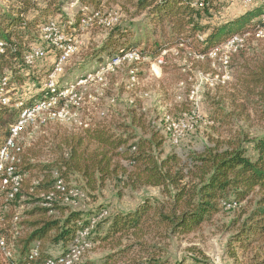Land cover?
Segmentation results:
<instances>
[{
  "label": "rangeland",
  "instance_id": "1",
  "mask_svg": "<svg viewBox=\"0 0 264 264\" xmlns=\"http://www.w3.org/2000/svg\"><path fill=\"white\" fill-rule=\"evenodd\" d=\"M10 1L0 0V4L9 5ZM124 2L102 0L96 6L88 3L83 5L80 0H68L58 11L52 10L41 18V23L48 19L61 21L65 26L64 33L73 35L78 41L75 52L64 63L63 71L55 77L59 89H71L72 94L80 97V100L75 105L66 103L69 111L67 119H54L44 112L22 129L19 141L23 154H27L29 149L40 155L38 160L31 159V162L48 163L59 158L62 151L58 145L63 137L78 135L81 133L80 128L96 122L119 123L116 129L119 134L154 138L160 143L161 156L176 153L183 159L191 153L218 146V142L225 146L226 141H239L243 136L249 140L264 135V92L254 83L253 75V72L264 66V35L252 37L244 47L230 56L227 69L229 78L224 82L221 79L224 69L217 59H198L186 45L164 50L158 55H161L160 64L158 56L150 60L146 54L145 59L139 56L138 60L107 66L110 49L101 50L114 31L119 32L112 35V39L116 41L115 37H118L120 41L112 49L121 43H131L138 45L136 49L141 53L146 44L147 49H150L153 41L164 39L160 30L154 34L155 28L147 13L136 10L132 3ZM38 4L42 5L41 0H38ZM215 5L210 21L213 25L234 19L252 6L243 5L241 0H217ZM83 7L88 10L82 11ZM94 9H100L104 15L117 14L118 24L107 28L92 21L88 26H81L83 12L89 16V12ZM32 15L34 12H30L29 16ZM34 35L27 47H39L45 55L36 59L30 67H17V79L11 81L6 92L13 108H16V101L25 102L38 97L45 89L48 73L56 59L57 51L45 42L37 26ZM96 74L101 75V81L94 79L78 84L80 79ZM190 91L195 92L193 100L189 99ZM70 95L65 100H69ZM60 103L64 101L60 100ZM167 115L175 123L183 121L188 125L175 140L173 131L165 122ZM245 147L248 154L252 155L250 144L245 143ZM117 162L122 167H128L125 160ZM46 172L42 170L38 176V173L33 172L35 177L26 174L24 185L29 188L24 186L23 197L12 202L3 214L2 228L5 227V232L1 229L0 233L11 242L14 251L17 250L14 257L22 249L19 243L27 238L22 223L34 221L35 218L28 213L39 205L36 199L45 190L40 188L31 192L30 186L36 185L38 177L44 181ZM123 180L122 172H118L89 194L80 180L71 178V186L79 190L83 187L86 194L88 192L78 201L76 209L83 218H88L91 225L92 246L83 257L86 264H129L151 252L165 260V264H252V251L239 249L234 236L245 218V215L241 216L245 201L239 204L228 202L231 200L220 201L218 209L192 232H172L165 224L155 222L154 218L149 222L152 224L145 226L144 235L117 234L102 239L115 212L132 211L145 198L155 206L167 202L159 188H130L126 187ZM71 209L62 206L58 211L60 213L55 211L52 216L46 214L44 220H58L60 226ZM15 214L18 221H9L7 226L6 220L13 219L11 216ZM60 245L48 240L41 249L48 255L57 256L62 250ZM0 263L6 264L1 254Z\"/></svg>",
  "mask_w": 264,
  "mask_h": 264
},
{
  "label": "trees",
  "instance_id": "2",
  "mask_svg": "<svg viewBox=\"0 0 264 264\" xmlns=\"http://www.w3.org/2000/svg\"><path fill=\"white\" fill-rule=\"evenodd\" d=\"M67 1L41 0L40 5L38 0H11L9 5L0 4V76L7 78V90L11 81L17 79L15 78L17 67H30L25 64L24 55L31 49L27 47V43L33 41L36 26L40 32V28L52 20L48 19L41 23V18L52 10L58 11ZM80 1L83 5L88 3L97 6L102 0ZM125 2L132 3L136 10L147 13L153 22L154 34L160 30L161 35H164L162 41H153L150 49H147V44L141 49L140 54L142 56L147 54L150 60L156 58L163 50L180 44L188 46L195 54H205L234 33L249 32L253 35L257 29L264 27L261 17L264 14L263 0H256L241 15L217 25L210 22L217 0H125ZM30 12H34L31 17ZM58 23L63 25L61 21ZM63 27L65 28L64 25ZM116 32L119 31H114L112 35H116ZM111 36L107 38L101 50L103 52L110 49V59L138 48L136 44L121 43L112 49L120 40L115 37L116 42ZM253 75L254 83L264 92V66L253 72ZM43 95L44 91H41L38 97L30 101H16L14 102L17 104L16 108L10 105L12 102L9 105L0 104V144L7 138L9 128L16 121L20 108L30 105ZM118 127L119 123L96 122L80 128L81 133L78 135L63 137L61 144L58 145L62 151L59 158L48 163L31 162V159L38 160L40 155L27 149L28 153H22L21 156V172L35 177V172L38 176L40 171H47L44 181L36 178V185L30 186L29 190L33 192L44 188L43 192H46L52 187L53 173L56 172L70 186L71 178L80 180L90 194L106 179L122 172L126 187H157L161 194L166 196L167 202L158 206L145 198L132 211L115 212L102 239L117 234L144 235L145 226L152 224L149 222L154 218L155 222L165 224L172 232H192L218 209L220 201L231 200L228 202L236 204L245 201V207L241 210V216L245 215V218L234 236L239 249L252 251L250 257L252 264H264V135L249 140L243 136L239 141L237 139L226 141L225 146L218 142V146L205 148L200 153H191L183 159L176 153L161 156L160 143L154 141V138L124 136L116 132ZM245 143L250 144L252 155L248 154ZM120 159L127 161L128 167H122L117 162ZM26 181L25 177L20 192L9 203L8 208L17 198L23 197L22 191ZM25 187L29 188L28 185ZM83 187H80L82 191ZM88 192L85 194L88 195ZM36 202L39 205L28 213L35 218L34 221L22 223L27 238L19 243L22 249L17 252V257H14L17 250L14 251L11 242L0 233L12 252V257L5 258L6 264H24L34 247H37L38 257L31 260L33 264H43L46 259H56L65 253L73 242L78 222L81 221L82 227L90 225L88 218H83L82 213L76 209L70 210L60 226L58 220H44L46 214L52 216L65 205L56 202L52 207H45L41 205L44 202L41 197L36 199ZM8 208L1 211L2 220ZM9 221L12 222V219L6 220L7 226ZM2 227L0 230L5 228ZM7 231L11 232L10 229ZM52 233L54 234L51 235ZM139 238L142 237H134ZM48 240L61 244L62 250L57 256L42 251L41 246ZM165 262L151 252L129 264ZM81 264L86 263L83 260Z\"/></svg>",
  "mask_w": 264,
  "mask_h": 264
},
{
  "label": "built area",
  "instance_id": "3",
  "mask_svg": "<svg viewBox=\"0 0 264 264\" xmlns=\"http://www.w3.org/2000/svg\"><path fill=\"white\" fill-rule=\"evenodd\" d=\"M243 5L248 6L256 2V0H241ZM264 1V0H263ZM82 11L88 10L87 7H83ZM89 16L83 12L80 18L81 26H88L92 21L98 22L107 28H111L118 23L119 17L117 14H102L100 9H94L89 12ZM264 21V14L261 16ZM64 27L61 26L58 21L52 19L47 21L41 28L40 32L45 42L52 46L56 51V59L54 61L51 72L48 73V78L44 84L45 89L44 95L36 99L30 105L20 108L16 121L10 126L7 138L0 144V228L2 227V215L1 211L7 209L9 203L14 200L15 196L20 192L26 174L21 172V156L23 153V147L20 143V135L22 129L28 124H32L34 120L46 112L47 115L54 119H67L69 111L66 103L77 104L80 97L72 94L71 89H59L55 75L60 74L63 71V65L67 59L75 52L77 47V39L69 34L64 33ZM264 35V27L257 29L252 35L249 32H240L230 35L225 41L219 45L213 47L205 54H195L194 56L198 59H217L223 66V74L221 75L222 82L229 78L228 67L230 63V56L238 52L244 47L249 39L252 37H258ZM201 37V36H199ZM181 45V44H180ZM163 50L161 53H164ZM45 52L39 47H32L25 55L24 62L28 66H32L36 59L42 58ZM146 57L140 54L138 49L134 48L124 52L121 56L111 58L106 64L107 66L130 62L138 60V58ZM161 56V55H160ZM158 56V64L161 63V57ZM97 79L102 80L101 75L96 74L95 76H87L84 79H80L78 84H85L88 81ZM7 78L0 76V104L9 105V98L6 95ZM71 94V95H70ZM69 100H65L66 97ZM195 92L190 91L189 99L193 100ZM63 100L64 103L59 101ZM17 107V104H16ZM165 122L168 124V128L173 131V138H175L188 127L183 121L173 122L167 115ZM87 126V125H85ZM84 126V127H85ZM54 183L52 187L46 192H42L40 197L44 199L41 203L42 206L52 207V205L58 202L60 205L69 206L72 209H77L78 201L83 199L86 195L82 190L70 186L64 182L62 178L58 176L56 172L53 173ZM36 183V182H35ZM18 216H13L12 222L16 223ZM13 223V224H14ZM90 226L82 227L81 221L78 222V229L74 232L73 242L69 246L68 250L61 254L56 259H46L43 264H81L83 262L84 253L87 249L92 246L90 241ZM14 228V227H13ZM15 229V228H14ZM15 232V231H14ZM0 254L3 258L12 257L11 248L7 246L5 239L0 235ZM38 257L37 247L31 250L29 259L24 264H33L31 260Z\"/></svg>",
  "mask_w": 264,
  "mask_h": 264
},
{
  "label": "crops",
  "instance_id": "4",
  "mask_svg": "<svg viewBox=\"0 0 264 264\" xmlns=\"http://www.w3.org/2000/svg\"><path fill=\"white\" fill-rule=\"evenodd\" d=\"M32 160H34V159H32Z\"/></svg>",
  "mask_w": 264,
  "mask_h": 264
}]
</instances>
